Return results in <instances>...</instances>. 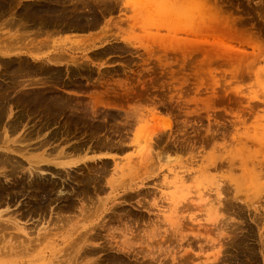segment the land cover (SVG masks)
Instances as JSON below:
<instances>
[{"label":"rangeland","instance_id":"obj_1","mask_svg":"<svg viewBox=\"0 0 264 264\" xmlns=\"http://www.w3.org/2000/svg\"><path fill=\"white\" fill-rule=\"evenodd\" d=\"M0 8V264H264V0Z\"/></svg>","mask_w":264,"mask_h":264},{"label":"bare ground","instance_id":"obj_2","mask_svg":"<svg viewBox=\"0 0 264 264\" xmlns=\"http://www.w3.org/2000/svg\"><path fill=\"white\" fill-rule=\"evenodd\" d=\"M73 1H74V0H73ZM0 9H1V8H0ZM31 10H32V9H31ZM37 11H38V10H37ZM30 15H31V14H30ZM27 17H28V16H27ZM24 18H26V17H24ZM15 20H16V19H15ZM24 20L26 21V19H24ZM39 20H40V19H39ZM13 21H14V19H13ZM76 22H77V21H76ZM16 23H17V22H16ZM7 25H8V24H7ZM14 25H15V24H14ZM22 25H23V24H22ZM53 26H54V25H53ZM53 31H54V30H53ZM55 31H56V30H55ZM50 33H51V32H50ZM10 40H11V39H9L8 41H10ZM8 43H9V42H8ZM43 43H44V42H43ZM44 44H45V43H44ZM27 70H28V69H27ZM26 72H27V71H26ZM37 79H38V78H37ZM23 80H24V79H23ZM51 80H52V79H51ZM44 81H45V80H44ZM21 82H22V80L20 81V83H21ZM20 83H19V84H20ZM28 84H30V83L28 82ZM32 84H34V83H32ZM6 92H7V91H6ZM5 94H6V93H5ZM7 95H8V94H7ZM2 97H3V96H2ZM12 98H13V97H12ZM3 100H4V99H3ZM98 100H99V99H98L97 97H94V101H95L96 103H98ZM27 101H28V100H27ZM27 103H28V102H27ZM96 103H94V104H96ZM48 110H49V109H48ZM61 114H62V113H61ZM20 123H21V122H20ZM46 124H47V123H46ZM4 126H5V125H3V128H5ZM77 126H78V125H77ZM14 129H15V128H14ZM11 132H13V131H11ZM67 132H68V131H67ZM38 133H39V132H38ZM60 135H61V134H60ZM0 138H1V137H0ZM28 138H29V137H28ZM5 139H6V138H5ZM10 139H11V138H10ZM29 140H30V139H29ZM47 140L49 141V139H47ZM107 141H108V140H107ZM24 142H25V141H24ZM38 142H39V141H38ZM27 144H28V143H27ZM111 144H112V143H111ZM8 145H9V144H8ZM11 145H12V144H11ZM11 145H10V146H11ZM14 145H15V146H18L17 143L14 144ZM77 145H78V144H77ZM114 145H115V144H114ZM12 146H13V145H12ZM42 146H43V145H42ZM79 146H80V145H79ZM20 147H21V145L19 146V148H20ZM36 147H37V146H36ZM41 148H42V147H41ZM79 148H80V147H79ZM16 149H18V148L16 147ZM20 149H22V147H21ZM20 149H19V150H20ZM38 149H39V148H38ZM8 150H10V149H8ZM42 151H43V150H42ZM76 151H77V149H76ZM25 152H26V154H28L27 151H25ZM25 152H24V153H25ZM81 152H82V151H81ZM41 153H42V152H41ZM41 153H40V154H41ZM7 157H8V156H7ZM13 158H14V157H13ZM37 158H38V157H37ZM37 158H36V160H35L34 158L31 159V161L34 160V161H33L34 164L31 163V164H33V165H30V166L28 165L29 167H27V166L24 167V166H23V168H22L21 166H19V167L22 168V169L20 168V170H24V169H25V170L28 171V169H29L28 174H29V172H30V174L33 175V176L36 174V172H39V173H41V174H46L48 170H47V169H43V168L41 167V165H43V164L52 165V163L46 162V161H45L46 158H45L44 160L41 159V158H44V157H41V158H40L41 160H40V159L37 160ZM7 159H8V158H7ZM14 159H16V158H14ZM100 159H101V158H100ZM1 161H2V160H1ZM1 161H0V162H1ZM29 161H30V160H29ZM47 161H48V160H47ZM84 161H85V160H84ZM27 162H28V161H27ZM85 162H87V160H86ZM13 163H15V162H13ZM13 163H11V164L13 165ZM40 163H42V164H40ZM16 164H19V163H16ZM7 165H8V164H7ZM23 165H24V164H23ZM54 165H56L57 168H61V169H64V170L67 171V170H70L71 167H72V168H73V167H77L78 162H76L75 160H73V161H66V162L63 161L62 163H57V164H54ZM1 166H2V165H1ZM39 166H40V167H39ZM2 167H3V166H2ZM4 167H5V166H4ZM26 167H27L28 169H26ZM25 170H24V172H25ZM0 171L3 172V170H0ZM5 171H6V170H5ZM67 172H68V171H67ZM3 173H4V172H3ZM49 173H50V172H49ZM30 174H29V175H30ZM51 174H52V173H51ZM53 174H54V173H53ZM53 174H52V175H53ZM55 174H56V173H55ZM55 174H54V175H55ZM66 174L68 175L69 173H66ZM89 174H90V173H89ZM97 174H98V173H97ZM38 175H39V174H38ZM54 175H53V176H54ZM94 175H96V174H94ZM18 176H19V175H18ZM42 176H43V175H42ZM28 177H29V176H28ZM51 177H52V176H51ZM58 177H60V175H59ZM35 178H36V177H35ZM27 179H30V177L27 178ZM85 179H86V178H85ZM94 179H95V178H94ZM30 180H31V179H30ZM64 180H65V179H64ZM2 182H3V181H2ZM7 184H8V182H7ZM61 184H62V182H61ZM70 185H71V184H70ZM62 186H63V185H62ZM71 186H72V185H71ZM101 187H102V186H101ZM58 188H59V187H58ZM72 188H73V187H72ZM74 189H75V188H74ZM58 190H61V189H58ZM64 190H65V189H64ZM65 191H66V190H65ZM65 191H64V193H65ZM67 191L69 192V190H67ZM26 192H27V191H26ZM61 192H62V191H61ZM71 192H72V191H71ZM57 193H58V192H57ZM6 195H7V194H6ZM60 195H61V194H60ZM7 196H8V195H7ZM24 196H25V195H24ZM57 196H58V194H57ZM78 196H79V195H78ZM14 198H15V197H14ZM18 201H19V200H18ZM18 201H17V203H18ZM56 201H57V200H56ZM7 203H8V202L6 201V204H7ZM17 203H16V204H17ZM56 203H57V202H56ZM84 205H85V204H84ZM83 207H84V206H83ZM84 209L86 210V205H85ZM44 211H45V210H44ZM86 211H87V210H86ZM0 213H1V212H0ZM6 213H7V212H6ZM6 213H5V214H6ZM91 213H92V212H91ZM43 214H45V213H43ZM15 215H16V214H15ZM28 215H29V214H28ZM61 216H64V215H61ZM90 216H91V215H90ZM54 217H55V216H54ZM56 217H57V216H56ZM64 217H66V216H64ZM64 217L62 218V220L64 219ZM71 217H72V216H71ZM0 218H1V214H0ZM57 218H58V217H57ZM60 218H61V217H60ZM86 218H87V217H86ZM55 220L57 221V220H59V219H56V218H55ZM8 221H9V220H8ZM8 221L4 222V221H1V220H0V226L3 227V229L0 228L1 231H4V228H5L6 226H9L8 224H10V223H8ZM50 221H51V220H50ZM63 221H64V220H63ZM68 221H69V220H68ZM11 223L14 224V226H15V228H17V230H19V231H23V232L26 234L25 229H24L25 226H24V227H23V226H20L19 221H17L16 219H14V220H12ZM63 223H64V222H63ZM65 223H66V222H65ZM66 225H67V223H66ZM14 226L11 225L10 227H6V228L11 229L12 227L14 228ZM58 226H59V225H58ZM79 227H80V226H79ZM15 228H14V229H15ZM57 228H58V227H57ZM90 228H91V227H90ZM58 229H59V228H58ZM75 229H76V228H75ZM75 229H74V231H75ZM137 229H138V228H137ZM6 230H7V229H6ZM76 230H77V229H76ZM88 230H89V229H88ZM12 231L15 232L13 229H12ZM48 231H49V230H48ZM48 231H47V232H48ZM74 231H73L72 234L75 233ZM4 232H5L6 234H8V233H7L8 231H7V232L4 231ZM9 232H10V231H9ZM29 232H30V231H29ZM76 232H77V231H76ZM5 233H4V234H5ZM52 233H55V231L52 232ZM81 233H82V232H81ZM81 233H80V234H81ZM6 234H5V235H6ZM50 234H51V231H49V235H50ZM78 234H79V233H78ZM80 234H79V235H80ZM12 235H14V234H12ZM17 235H18V234H17ZM17 235H16L15 239H16V238H19ZM42 235L44 236V233H42ZM42 235H40V238H41ZM47 235H48V234L45 233V236H46V237H47ZM49 235H48V236H49ZM79 235H78V236H79ZM84 235H85V234H84ZM6 236H7V235H6ZM14 236H15V235H14ZM19 236H20V235H19ZM22 236H23V235H22ZM81 236L84 237L83 234H82ZM0 237H1V236H0ZM76 237H77V236H76ZM25 238H27V237H25ZM34 238H35V237H33V239H34ZM40 238H39V239H40ZM42 238H43V237H42ZM47 238H48V237H47ZM79 238H81V237L79 236ZM1 239H2V237H1ZM3 239H5V237H4ZM33 239L30 238V241H31V240H32V241L35 240V239H34V240H33ZM72 240H73V239H72ZM78 240L80 241L81 239H78ZM23 241H24V237H23ZM64 241H66V240L64 239ZM69 241H70V240H69ZM75 241L77 242V239L73 240L71 243H73V242H75ZM0 242H1V241H0ZM13 242H14V241H13ZM60 242H63V241L61 240ZM67 242H68V241H67ZM67 242H66V243H67ZM71 243H70V244H71ZM165 243H166V242H165ZM17 244H18V243H17ZM19 244H20V243H19ZM35 244H36V243L31 244V246H32V245L34 246ZM67 244H68V243H67ZM77 244H78V243H77ZM2 245H3V244H2ZM7 245H8V244H7ZM11 245H12V244H11ZM22 245H24V244H22ZM14 246H16V245H14ZM20 246H21V245H20ZM20 246H18V247H20ZM74 246H75V245L72 244V248H71V249H73ZM6 247H7V246H6ZM28 247H29V246H28ZM68 247L70 248L71 245L69 246V244H68ZM86 247H87V246H86ZM90 247H91V246H90ZM1 248H2V247H1ZM65 248H66V247H65ZM65 248H64V249H65ZM84 248H85V247H84ZM67 249H68V248H67ZM67 249H66V255H67V253H68V252H67ZM71 249H70V250H71ZM82 249H83V248H82ZM1 250H2V249H1ZM7 250H8V248H7ZM19 250L21 251V249H19ZM20 251H19V252H20ZM64 251H65V250H64ZM72 251H73V250H72ZM82 251H83V250H82ZM88 251H89V250H88ZM1 252H2V251H1ZM4 252H5V251H4ZM8 252H9V250H8ZM12 252H13V251H12ZM15 252H18V250H15ZM15 252H13V253H15ZM27 252H28V251H27ZM6 253H7V252H6ZM69 253H71V252L69 251ZM19 254H20V253H19ZM54 254H56V253H54ZM79 254H80V253H79ZM79 254H78V256H80ZM86 254H87V253H86ZM69 255H70V254H69ZM83 255H84V254H83ZM74 256H75V255H74ZM33 257H34V256H33ZM69 258H70V257H69ZM77 258H78V257H77ZM84 258H85V255H84ZM66 259H67V257H66ZM70 259H71V258H70ZM81 259H83V256H82ZM26 261H27V260H26ZM73 261H74V260H72V262H73ZM32 262H33V261H32ZM20 263H21V262H20ZM30 263H31V262H30ZM46 263H47V262H46ZM63 263H64V260H63V261L61 260V263H60V264H63ZM78 263L80 264V262H78ZM78 263L76 262L75 264H78ZM32 264H33V263H32ZM51 264H52V263H51ZM55 264H56V263H55ZM57 264H58V263H57Z\"/></svg>","mask_w":264,"mask_h":264},{"label":"crops","instance_id":"obj_3","mask_svg":"<svg viewBox=\"0 0 264 264\" xmlns=\"http://www.w3.org/2000/svg\"><path fill=\"white\" fill-rule=\"evenodd\" d=\"M102 152L103 151H106V150H101ZM101 151H97L96 153H91V154H88V156L90 157V156H92V157H94L95 159H99L97 156H96V154H98L99 152H101ZM107 159H111V160H114V158H111V157H107V158H102V160H107ZM67 160H78V163H82L84 160L86 161V160H88V158H84V157H75V158H73V159H67Z\"/></svg>","mask_w":264,"mask_h":264}]
</instances>
